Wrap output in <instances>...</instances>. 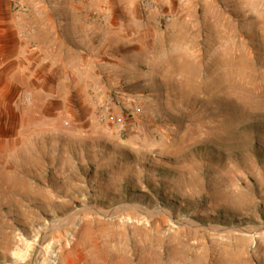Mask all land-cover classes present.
I'll use <instances>...</instances> for the list:
<instances>
[{"label": "rangeland", "instance_id": "obj_1", "mask_svg": "<svg viewBox=\"0 0 264 264\" xmlns=\"http://www.w3.org/2000/svg\"><path fill=\"white\" fill-rule=\"evenodd\" d=\"M3 23L0 264H264V0H0Z\"/></svg>", "mask_w": 264, "mask_h": 264}, {"label": "crops", "instance_id": "obj_2", "mask_svg": "<svg viewBox=\"0 0 264 264\" xmlns=\"http://www.w3.org/2000/svg\"><path fill=\"white\" fill-rule=\"evenodd\" d=\"M4 29H5V24L3 23L0 27V34H2L1 36H3L2 37L3 40H0V56L2 55V53H4V50L2 49V47L4 46V41H5ZM47 41H49L50 46H49V51H46V53L48 52L50 53L53 49L52 35L50 36L49 40L47 39ZM37 50H38V46H35V47L33 46V56H34L33 61L36 59L35 55H36ZM61 51L63 54H66L69 57V60H67L66 63L68 64V68L71 74H73L72 69H74L76 72L75 77H78L77 76L79 72L78 70L83 71L85 69L86 71V68L87 66H89V64H87L86 59L84 58V55L79 53L76 49L69 48V47H62ZM50 64H52V62ZM88 68H92V66L90 65Z\"/></svg>", "mask_w": 264, "mask_h": 264}, {"label": "bare ground", "instance_id": "obj_3", "mask_svg": "<svg viewBox=\"0 0 264 264\" xmlns=\"http://www.w3.org/2000/svg\"><path fill=\"white\" fill-rule=\"evenodd\" d=\"M227 49V48H226ZM179 53V52H178ZM177 53V54H178ZM239 54V53H238ZM186 55V54H185ZM180 56V55H179ZM179 59H180V57H179ZM186 59V58H185ZM233 59V58H232ZM236 60V59H235ZM179 61V60H178ZM181 61V60H180ZM227 61V60H226ZM230 61V60H229ZM83 63V62H82ZM176 63V62H175ZM189 63V62H188ZM189 65V64H188ZM198 65V64H197ZM169 66V65H168ZM186 66V65H185ZM193 67H194V65H193ZM223 68H224V66H223ZM227 68H228V66H227ZM231 68H233V67H231ZM162 69V68H161ZM78 70V69H77ZM80 72V71H79ZM177 72H178V70H177ZM188 74V73H187ZM190 81H193V79L192 80H190ZM186 84H187V81H186ZM184 86V85H183ZM185 87V86H184ZM193 87V86H192ZM188 88V87H187ZM195 88V87H194ZM136 109V108H135ZM137 110V109H136ZM46 197V196H45ZM15 243H17V241H15V239L13 238V236L12 235H7V236H4L3 237V239L2 240H0V248L2 247V249H4V250H2V254L3 255H6L7 253H13V250L15 249ZM10 249H12L11 251H10Z\"/></svg>", "mask_w": 264, "mask_h": 264}, {"label": "built area", "instance_id": "obj_4", "mask_svg": "<svg viewBox=\"0 0 264 264\" xmlns=\"http://www.w3.org/2000/svg\"><path fill=\"white\" fill-rule=\"evenodd\" d=\"M23 98H24V99H28V98H29L28 95H27V93H25V94L23 95ZM106 117H108L109 119H112V118H113L112 115H107Z\"/></svg>", "mask_w": 264, "mask_h": 264}]
</instances>
